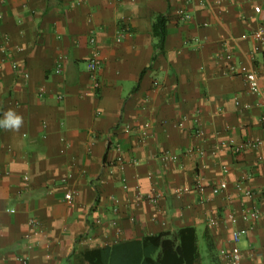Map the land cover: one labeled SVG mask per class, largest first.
Listing matches in <instances>:
<instances>
[{
  "label": "crops",
  "instance_id": "0c3cea01",
  "mask_svg": "<svg viewBox=\"0 0 264 264\" xmlns=\"http://www.w3.org/2000/svg\"><path fill=\"white\" fill-rule=\"evenodd\" d=\"M260 30L264 0H0V119L23 117L0 128V264H78L90 248L182 227L219 259L239 230L242 264H264V144L239 148L264 141V106L240 72L255 67L264 89ZM156 192L159 204L144 199Z\"/></svg>",
  "mask_w": 264,
  "mask_h": 264
},
{
  "label": "trees",
  "instance_id": "16d2710c",
  "mask_svg": "<svg viewBox=\"0 0 264 264\" xmlns=\"http://www.w3.org/2000/svg\"><path fill=\"white\" fill-rule=\"evenodd\" d=\"M154 36L159 39L158 47L162 49L166 38L164 16H160L154 25ZM207 244L204 253L196 229L182 227L173 233L90 248L81 253L78 264H222L213 243L208 241Z\"/></svg>",
  "mask_w": 264,
  "mask_h": 264
},
{
  "label": "built area",
  "instance_id": "2783aa9c",
  "mask_svg": "<svg viewBox=\"0 0 264 264\" xmlns=\"http://www.w3.org/2000/svg\"><path fill=\"white\" fill-rule=\"evenodd\" d=\"M256 13H260L261 9L259 7L255 8ZM179 14L181 15L183 20L189 19V16L185 14L184 11H179ZM252 40L255 42V52H260L264 45V32L263 31H257L253 34ZM91 42L93 44L96 43V39H92ZM101 55L98 50H94L88 65V74L90 77L91 82V92L97 93L102 84L100 80V70H101ZM16 68V66H14ZM264 72V68L262 69ZM61 69L59 68L57 70V73H60ZM240 72L245 77L246 86L248 88V91L250 94L256 96L262 106H264V89L262 88L260 84L259 74L255 67H247L244 66L240 69ZM24 78L28 79L29 74L26 72L24 74ZM155 86L158 87L159 83L155 82ZM60 99L63 98V96H59ZM237 106H240V102L237 101ZM186 118H183L178 126L180 128H183L185 126ZM264 141L262 139H249L246 142L242 144L239 148H247V149H259L263 146ZM178 156L175 154H166L163 158L164 162H176L178 160ZM121 160V159H120ZM28 179V177H26ZM211 190L215 194H219L220 192H224L228 189V185L226 182H222L220 184H213L210 186ZM198 191L201 193L205 192V186L198 182ZM238 190L243 192L247 197L252 198L253 197V191L251 189L244 188L243 186H238ZM176 194L180 196L182 194V191H177ZM164 195L162 192H156L150 195H147L144 199L151 202L152 204H159L160 201L163 199ZM65 200L68 204H72L74 201V194L73 192H67L65 194ZM249 217L252 220H258L260 217L258 212H252L249 216H245L244 219L247 220ZM228 220L231 224H236L238 222L237 217L233 214L228 215ZM211 226H217L218 222L216 218H212L210 220ZM39 223L35 220L30 221V226L32 229H36L38 227ZM241 232L239 230H234L231 233V238L229 240V246L230 249L223 252V255L221 257L222 264H242L243 262V254L241 252V249L239 247L240 241H241Z\"/></svg>",
  "mask_w": 264,
  "mask_h": 264
},
{
  "label": "clouds",
  "instance_id": "9594fccd",
  "mask_svg": "<svg viewBox=\"0 0 264 264\" xmlns=\"http://www.w3.org/2000/svg\"><path fill=\"white\" fill-rule=\"evenodd\" d=\"M22 125L23 117L11 109L4 112L3 118L0 119V128L6 130L19 131Z\"/></svg>",
  "mask_w": 264,
  "mask_h": 264
}]
</instances>
